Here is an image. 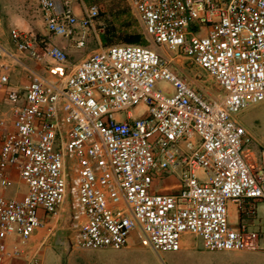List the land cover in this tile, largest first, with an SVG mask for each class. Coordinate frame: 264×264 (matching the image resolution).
<instances>
[{
  "label": "built area",
  "instance_id": "obj_1",
  "mask_svg": "<svg viewBox=\"0 0 264 264\" xmlns=\"http://www.w3.org/2000/svg\"><path fill=\"white\" fill-rule=\"evenodd\" d=\"M75 2L40 5L46 31L80 48L99 8L82 4L78 16ZM128 2L155 44L183 55L213 85L122 43L92 51L57 80L31 73L23 92L8 91L14 130L1 141L0 188L14 170L26 191L0 196V264H40L37 252L28 255L30 238L43 227L54 235L63 211L81 249L120 250L138 230L158 256L177 252L183 234L210 252L264 251V145L250 166L242 153L252 139L236 119L264 101V0ZM10 40L30 59L66 61L60 48L38 50L17 29ZM4 57L18 61L0 44ZM8 83L0 64V89ZM139 106L144 114L131 116ZM175 170L177 191H152L157 172Z\"/></svg>",
  "mask_w": 264,
  "mask_h": 264
},
{
  "label": "rangeland",
  "instance_id": "obj_2",
  "mask_svg": "<svg viewBox=\"0 0 264 264\" xmlns=\"http://www.w3.org/2000/svg\"><path fill=\"white\" fill-rule=\"evenodd\" d=\"M90 4L96 5L99 8V17L95 22L94 29L89 28L86 30L84 45L76 48L71 38H64L66 48L53 44L52 46L60 48L65 53L66 61L64 64H58L48 58L41 61L28 58L26 63L28 66V81H30L31 73L40 74L48 80H53V76L56 77L57 72H61L64 76L73 68L71 60H73L74 54L78 53L84 56L90 53L92 49L97 50L101 47L127 43V39L132 36L133 32H137L143 36L144 43L141 45L154 51L162 59L169 61V66L174 72L180 74L182 77L188 75L190 78L199 75L202 80H206L205 84L209 87L213 85V81L183 55H176L166 46L155 44L144 33L143 26L131 10L128 0H92ZM15 13L21 17L25 16V18L30 16L36 22L37 29L39 28L41 31L46 32L40 0H0V30L4 33V43L0 41V44H4V47L10 49L11 52H15V49L10 40V31L17 29L22 33H27L26 29L28 28L24 24H12L10 22L9 16L15 15ZM25 21L27 20L25 19ZM48 36L50 37L52 34L47 32V35H42L38 31L36 40H31L33 47L38 50H43L49 46V44H45ZM103 36L106 37V45L102 41ZM7 58L4 57L2 60L5 61ZM139 114H144L142 108L139 109ZM237 117L238 120L241 118L243 125L247 127L248 136L252 139L251 144L245 145L242 153L243 157L250 166H255L257 149L260 145L264 144V101L248 107L239 113ZM159 173L164 174L159 175ZM156 175L158 176L154 177L152 191H177L179 186L178 170L157 172ZM9 179V187L3 189L9 194L4 197L21 199L25 194L26 187L19 179L18 173L12 174L9 176ZM232 218L234 220L236 218L233 208ZM56 227L58 231L54 235H47L48 229L43 227L31 236V238L36 237L39 240V247L37 246L38 248L33 252H37L36 258L40 264H71L72 261H67L68 253L85 251L73 245L69 232L66 230L65 211L60 216ZM135 232L130 234V237H132L131 245L126 249L118 251L127 257V261L123 264H174L172 254L163 253L158 256L149 248L145 240L140 239L142 238L140 232L138 230ZM187 236L191 237L192 235L187 234ZM105 252L111 253L115 251ZM240 252V257H235L227 253L216 254L203 250L197 256L198 260L203 261L205 264H264V251L243 250ZM191 256V260L184 261L182 264H197L195 255L192 254Z\"/></svg>",
  "mask_w": 264,
  "mask_h": 264
},
{
  "label": "crops",
  "instance_id": "obj_3",
  "mask_svg": "<svg viewBox=\"0 0 264 264\" xmlns=\"http://www.w3.org/2000/svg\"><path fill=\"white\" fill-rule=\"evenodd\" d=\"M24 1H28V0H24ZM91 1L92 0H76V2L74 3L75 13L78 16H80L81 5L82 4L93 5V4H90ZM25 19L27 21H25ZM9 20L12 24H19V25L24 24V25H26L28 28L26 29L27 33H25V34H27L28 38H30L31 40L32 39L36 40L38 31H40V33L42 35H47V31L43 32L39 28L37 29L38 26H37V24H35L36 22L34 20H32L30 16H27L25 18V16L21 17L15 13V15L9 16ZM0 41L4 43V33L2 30H0ZM45 44H49V45L57 44L62 48H66L64 37L59 36V35H52L50 37L48 36ZM2 46L4 47V44ZM4 48L8 53L13 54L16 57V59H18V61H15L9 57L5 61L4 60L0 61V64L7 66V71L9 73L8 85L6 87L0 89V118L4 119V123H5L3 127H0V147H1V141H2L3 135L7 132L14 130L13 114L11 112L10 106H9L7 99H6L7 92L8 91L23 92L25 86H27L29 83V81H28V66L26 65V63L28 61V57L25 56L24 54L17 52L16 50H15V52H11L10 49H8L6 47H4ZM92 51H95V50L92 49L90 51V53ZM88 54H86V55H88ZM86 55L83 56V55L78 54V53L74 54V58H73V60H71L72 66H75ZM38 75H40V74H38ZM183 75H185V74H183ZM40 76H42V75H40ZM61 76H62L61 72H57L56 77L53 76V80H51V81L57 80ZM185 78H187L188 80L191 79L188 75H185ZM140 108L143 109L142 106H139V107L133 109L131 111V116H133V117L141 116L139 114ZM143 112H144V110H143ZM117 117H118V119H124L125 118L124 115H118ZM236 119L239 122V124L244 126L241 118H239V120H238V117H236ZM244 128L246 130L247 127L244 126ZM14 173H17V172H15L14 170H10L9 176H11ZM160 174H164V173H159V175ZM156 176H158V175H156ZM7 194H9L7 191H4L2 188H0V196L1 197L6 196ZM229 208H230V220L234 221V218H232V208L234 209V205L230 204ZM135 231L136 230H133L132 232L136 233ZM131 238L132 237L129 236L126 246L123 247L122 249H126L131 245ZM137 239H139V238H137ZM140 239L144 240L143 238H140ZM38 243H39V240L36 237L31 238V240L28 243V249H27L28 255H30L31 252H33L34 250H36L39 247ZM79 249H81V248H79ZM122 249H120V250H122ZM81 250H85V251L68 253L67 254V261L68 262L72 261L71 264H123L124 262L127 261V257L123 253L118 252L120 250H113V249H109V248L96 249V250H87V249H81ZM105 251H115V252L107 253ZM201 252H203L201 239L197 236H194V235H192L190 237V236H187V234H183L181 237V240H180V249L177 252H167V253H170L173 255L172 257H173L174 264H182L184 261L191 260L190 258L192 257L191 256L192 254L195 255V259H196L197 264H205V263H203V261L198 260L197 254H199ZM212 253H216V254L227 253L228 255H233L235 257H240V255H241L240 251H225V252H212ZM164 254H166V253H164ZM20 262L13 261V264H20Z\"/></svg>",
  "mask_w": 264,
  "mask_h": 264
},
{
  "label": "trees",
  "instance_id": "obj_4",
  "mask_svg": "<svg viewBox=\"0 0 264 264\" xmlns=\"http://www.w3.org/2000/svg\"><path fill=\"white\" fill-rule=\"evenodd\" d=\"M102 41L105 45L107 44L105 36L102 37ZM127 43L141 45L144 43L143 36L140 33L133 32L132 36L127 39Z\"/></svg>",
  "mask_w": 264,
  "mask_h": 264
}]
</instances>
